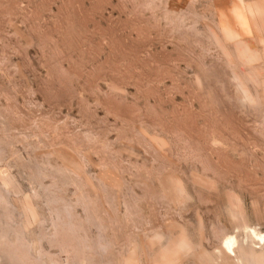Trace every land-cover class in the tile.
Here are the masks:
<instances>
[{
	"label": "rangeland",
	"instance_id": "374dc122",
	"mask_svg": "<svg viewBox=\"0 0 264 264\" xmlns=\"http://www.w3.org/2000/svg\"><path fill=\"white\" fill-rule=\"evenodd\" d=\"M0 264H264V0H0Z\"/></svg>",
	"mask_w": 264,
	"mask_h": 264
},
{
	"label": "bare ground",
	"instance_id": "6f19581e",
	"mask_svg": "<svg viewBox=\"0 0 264 264\" xmlns=\"http://www.w3.org/2000/svg\"><path fill=\"white\" fill-rule=\"evenodd\" d=\"M3 239V238H2ZM233 245L232 241L228 242V246L231 247Z\"/></svg>",
	"mask_w": 264,
	"mask_h": 264
}]
</instances>
